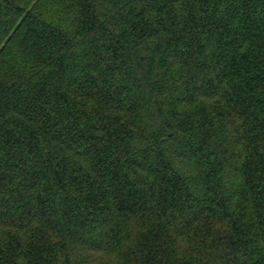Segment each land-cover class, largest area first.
<instances>
[{
    "label": "trees",
    "instance_id": "trees-1",
    "mask_svg": "<svg viewBox=\"0 0 264 264\" xmlns=\"http://www.w3.org/2000/svg\"><path fill=\"white\" fill-rule=\"evenodd\" d=\"M0 264H264V0H0Z\"/></svg>",
    "mask_w": 264,
    "mask_h": 264
}]
</instances>
